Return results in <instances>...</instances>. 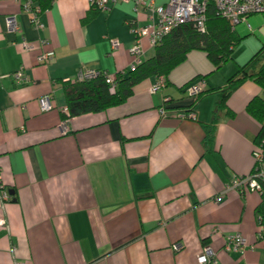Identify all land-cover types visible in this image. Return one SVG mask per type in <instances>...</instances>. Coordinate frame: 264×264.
<instances>
[{"label":"crops","instance_id":"crops-1","mask_svg":"<svg viewBox=\"0 0 264 264\" xmlns=\"http://www.w3.org/2000/svg\"><path fill=\"white\" fill-rule=\"evenodd\" d=\"M23 1L0 0V185L8 193L0 198V264H199L204 245L215 264H264L260 193L226 189L252 171L264 119L247 105L264 102V90L246 78L221 106L220 90L238 67L229 59L216 67L193 49L163 88L151 92V76L118 105L64 119L65 85L84 68L127 71L130 23L146 24L150 4L168 0H118L107 10L87 0H32L40 29ZM7 16L16 31L6 30ZM142 46L146 60L154 47L147 39ZM48 49L53 56L37 62ZM20 68L23 84L11 76ZM200 79L203 93L188 97L186 88ZM45 93L53 106L41 111ZM187 109L195 119L181 116ZM234 233L249 243L242 253L224 250Z\"/></svg>","mask_w":264,"mask_h":264},{"label":"built area","instance_id":"built-area-1","mask_svg":"<svg viewBox=\"0 0 264 264\" xmlns=\"http://www.w3.org/2000/svg\"><path fill=\"white\" fill-rule=\"evenodd\" d=\"M91 7H95L100 10H107L109 7L118 0H87ZM128 2L130 0H121ZM146 0H134L136 5L145 3ZM212 2L216 10V14L225 19L231 26L246 21V17L251 14L262 13L264 14V0H168L165 4L159 6H152L150 4V14L148 16V22L143 25H139L136 22L130 23V30L134 35V41L129 52L132 56V62L129 69H133L136 65L142 62V55L144 48L142 46V40L147 39L148 44L155 47L160 40L170 33V31L178 25L190 23L197 31L204 32L206 30V10L207 3ZM22 8L29 12L30 22L36 29L43 27V24L39 20V13L41 8L35 6L32 0H24ZM5 26L8 32H14L17 30V23L13 16L5 17ZM246 26L251 30L250 24L247 22ZM112 47H116L118 42L116 39H110ZM22 47L25 50L30 49V45L26 41L21 42ZM53 56V50H45L36 57L37 62L46 63ZM102 75L105 82L111 86H114V78L112 75L98 69L84 68L79 72L75 81H84L96 78ZM12 78L16 83H25L27 81L23 68L11 73ZM165 85V79L162 76L156 77V80L151 85V92H155ZM204 81L192 83L186 88L187 96L195 99L204 90ZM39 108L41 111H48L52 108V96L50 93H45L38 99ZM67 114V107L63 109ZM160 113L165 114V109L160 108ZM179 114V113H178ZM183 117H189L195 119V112L193 109H189L181 114ZM66 119V118H64ZM252 156H253V168L251 173L244 176H235L226 185V189H236L240 193L245 190L261 192V182L264 181V121H262L259 132L256 135L252 143ZM0 198L2 200L8 198V193L0 185ZM217 199V198H216ZM259 219V216H258ZM257 219V220H258ZM5 220L0 219V225H4ZM262 233L264 228L259 225L257 231V238L262 239ZM249 245L245 236L240 233H234L226 236L224 240V250L243 252ZM173 250H179L180 245L174 243ZM13 250V248H12ZM197 262L199 264H215L216 258L214 251L209 245H204L201 252L197 256ZM15 264H22L16 262Z\"/></svg>","mask_w":264,"mask_h":264},{"label":"trees","instance_id":"trees-1","mask_svg":"<svg viewBox=\"0 0 264 264\" xmlns=\"http://www.w3.org/2000/svg\"><path fill=\"white\" fill-rule=\"evenodd\" d=\"M235 42L234 26L219 17L214 4L208 2L204 32L197 31L190 23L176 26L155 45L150 58L142 60L133 69L116 73L113 76L114 86L106 83L102 75L90 80L66 84L64 97L68 112L62 117L68 118L82 113L100 111L124 102L132 94L133 87L137 83L151 76H162L165 79L170 70L181 63L187 52L193 49L205 51L208 59L218 67L231 58ZM262 51H264V46L228 79L227 84L220 90L219 102L221 106L224 105L225 98L230 92L246 78L253 80L264 90V59L256 63ZM202 93L203 91L196 98ZM247 110L256 115L259 120L264 119L262 99H252L247 105ZM260 196L261 200L257 207L259 219L257 221L264 228V181L261 182Z\"/></svg>","mask_w":264,"mask_h":264},{"label":"rangeland","instance_id":"rangeland-1","mask_svg":"<svg viewBox=\"0 0 264 264\" xmlns=\"http://www.w3.org/2000/svg\"><path fill=\"white\" fill-rule=\"evenodd\" d=\"M249 23L251 30L246 26ZM262 28H264V14H251L246 17V21L240 22L234 26L236 42L234 43L233 51L231 52L232 59L229 58L230 65L238 68L244 65L255 53H257L262 46H264V35H262ZM259 60L264 59V51L259 54ZM255 63V64H256ZM238 64H240L238 66ZM250 70V68H248Z\"/></svg>","mask_w":264,"mask_h":264},{"label":"water","instance_id":"water-1","mask_svg":"<svg viewBox=\"0 0 264 264\" xmlns=\"http://www.w3.org/2000/svg\"><path fill=\"white\" fill-rule=\"evenodd\" d=\"M10 194L12 193V192H9Z\"/></svg>","mask_w":264,"mask_h":264}]
</instances>
